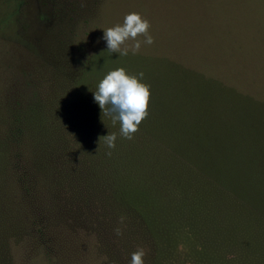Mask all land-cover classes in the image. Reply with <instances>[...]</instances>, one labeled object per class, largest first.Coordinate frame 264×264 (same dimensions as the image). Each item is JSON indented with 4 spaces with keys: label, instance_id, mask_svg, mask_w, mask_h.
Listing matches in <instances>:
<instances>
[{
    "label": "trees",
    "instance_id": "trees-1",
    "mask_svg": "<svg viewBox=\"0 0 264 264\" xmlns=\"http://www.w3.org/2000/svg\"><path fill=\"white\" fill-rule=\"evenodd\" d=\"M57 47L58 40L49 49ZM53 57L36 56L35 68L42 71L28 74L33 80L26 84L0 87V250L24 224L20 203L41 191L61 223L79 225L86 235L97 232L104 247L118 237L138 249L130 233L114 232L119 215L135 214L153 232L157 251L154 262L144 264L176 261L166 238L181 245L184 264H264L263 185H232V166L191 147L195 143L186 142L180 129L183 119L150 92L154 82H143L149 87L147 115L131 139L93 101L108 71L142 72L130 65L139 56L107 50L74 54L69 64ZM37 72L51 82L35 83ZM107 132L116 134L110 149ZM4 259L0 255V264Z\"/></svg>",
    "mask_w": 264,
    "mask_h": 264
},
{
    "label": "rangeland",
    "instance_id": "rangeland-1",
    "mask_svg": "<svg viewBox=\"0 0 264 264\" xmlns=\"http://www.w3.org/2000/svg\"><path fill=\"white\" fill-rule=\"evenodd\" d=\"M131 12L148 21L153 43L144 44L138 35L135 53L132 40L121 47L139 56L132 69L142 70V82H154L150 92L183 119L186 142L192 139L191 147L232 166V185L264 187V0H0V87L33 80L28 74L42 71L35 68L36 56L58 54L69 64L74 54L107 51L103 29ZM56 40L60 50L53 52ZM35 77L43 86L51 82L40 72ZM20 207L24 224L1 245L5 264H126L135 251L118 237L101 246L97 232L86 235L79 225L61 223L41 191ZM138 219L123 213L116 228L130 233L144 250L143 261L150 262L157 252L154 235ZM176 241L164 243L177 251L172 264H184Z\"/></svg>",
    "mask_w": 264,
    "mask_h": 264
},
{
    "label": "clouds",
    "instance_id": "clouds-1",
    "mask_svg": "<svg viewBox=\"0 0 264 264\" xmlns=\"http://www.w3.org/2000/svg\"><path fill=\"white\" fill-rule=\"evenodd\" d=\"M148 21L139 13L131 12L124 16L121 24L103 29L102 39L110 53L116 52L119 56L127 55L128 48L121 45L132 40V51L135 53L141 41L136 39L143 35L144 44H152L153 37L148 32ZM143 72L135 75L128 74L124 68L108 71L97 83L92 92L93 101L101 109L103 115L115 124L119 122V133L122 137L131 139L132 133L137 130L141 120L147 115L149 87L142 82ZM107 148L115 146L116 134L103 135ZM117 234L119 230L117 229ZM143 249L131 253L129 264H144Z\"/></svg>",
    "mask_w": 264,
    "mask_h": 264
}]
</instances>
